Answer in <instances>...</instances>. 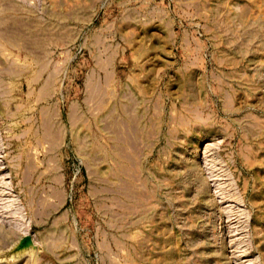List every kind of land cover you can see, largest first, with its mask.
<instances>
[{
	"label": "rangeland",
	"instance_id": "obj_1",
	"mask_svg": "<svg viewBox=\"0 0 264 264\" xmlns=\"http://www.w3.org/2000/svg\"><path fill=\"white\" fill-rule=\"evenodd\" d=\"M0 264H264V0H0Z\"/></svg>",
	"mask_w": 264,
	"mask_h": 264
},
{
	"label": "bare ground",
	"instance_id": "obj_2",
	"mask_svg": "<svg viewBox=\"0 0 264 264\" xmlns=\"http://www.w3.org/2000/svg\"><path fill=\"white\" fill-rule=\"evenodd\" d=\"M46 123H47V121H46ZM52 124V123H51ZM50 125V124H49ZM46 127V126H45ZM49 128V127H48ZM46 131V130H45ZM49 131H50V128H49ZM47 134V133H46ZM45 135V134H44ZM47 139V138H46ZM125 170V169H124ZM130 186V185H129ZM127 188V187H126Z\"/></svg>",
	"mask_w": 264,
	"mask_h": 264
}]
</instances>
